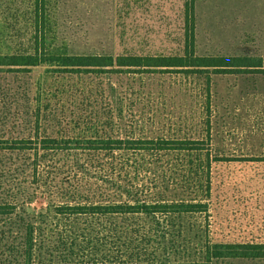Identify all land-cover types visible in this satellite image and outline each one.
Listing matches in <instances>:
<instances>
[{"label": "rangeland", "instance_id": "obj_1", "mask_svg": "<svg viewBox=\"0 0 264 264\" xmlns=\"http://www.w3.org/2000/svg\"><path fill=\"white\" fill-rule=\"evenodd\" d=\"M182 2L140 0L128 8L124 0H46L47 31L52 43L75 55L182 54ZM34 11L35 0H0V56L32 53ZM195 16L197 54L264 58V0H195ZM205 83L206 74L175 70L0 66V138L31 137L39 148L36 175L33 151L0 150V199L17 203L12 214L0 215V263L179 264L202 261L208 242L264 243V74L259 73L210 76L212 156L220 160L211 164L207 213H61L68 204L186 197L175 184L201 198L204 180L196 169L203 157L182 153L177 164L169 152L155 159L143 151L47 155L40 140L35 142L36 122L41 136L74 139L68 147L87 146L86 139L94 138H199ZM168 162L179 171H164ZM100 165L111 166L109 176L88 174ZM27 224L35 228L30 260L20 248ZM210 264H264V259Z\"/></svg>", "mask_w": 264, "mask_h": 264}, {"label": "trees", "instance_id": "obj_2", "mask_svg": "<svg viewBox=\"0 0 264 264\" xmlns=\"http://www.w3.org/2000/svg\"><path fill=\"white\" fill-rule=\"evenodd\" d=\"M125 6L128 8L131 3L140 0H124ZM46 0H35V30H34V47L32 53L0 56V66L22 67L29 68L44 63L54 64L60 70H92V72H105V70H123V69H138V70H175L180 73H203L206 74L205 87L202 89L204 94V107H205V120L203 122V133L199 138H177V139H129L110 137L107 139L94 138L86 139L87 146L75 145V147H68L66 143L74 141V139L53 138L47 135L41 136L38 133V122H36L37 133L36 141L40 140L42 149L45 154L53 155L52 152L58 154L64 150H87L89 152L113 154L115 151L124 152H145L153 159L156 158L157 153L166 152L173 153V159L177 164L182 160V153H197L203 157L200 163L201 167H196V171L203 177L204 183L201 185V198L195 199L187 189L175 184V188H181L187 191L186 197L173 196L161 197L159 201L149 202L135 199L134 203H92L90 205H74L68 204L64 211L61 213L66 214H79L87 213L89 215L107 214V213H144V214H188V213H207L208 202L205 200L211 194L210 178H211V164L212 161L220 160L212 156L211 145V125H210V76L212 74H232V73H259L264 74V58L260 56L249 55H199L196 51L195 43V0H183L182 2V20H183V41L184 48L182 54L176 55H119L113 57L112 55H97V54H82L75 55L68 53L66 48L56 46L51 42L53 34L47 31L46 25ZM115 66L118 69H115ZM109 68V69H108ZM104 70V71H101ZM172 72V71H168ZM27 117L29 114L27 112ZM37 118L39 115L36 116ZM14 137V138H0V150L10 152L31 150L34 152L35 159L33 160L32 170L34 175L37 174L39 163V148L38 145L33 146L34 139L29 137ZM76 140V139H75ZM64 143V144H63ZM138 144L133 146L132 144ZM63 144V145H62ZM141 145V146H139ZM44 159V156H40ZM78 159H76L77 161ZM75 161V162H76ZM11 166V165H10ZM141 165H137L140 168ZM82 168L86 170L83 164H77L75 168ZM111 167V166H110ZM106 169L104 165L98 166L94 174L100 178L108 175L110 169ZM174 164L169 163L166 165L165 170L173 173L179 171L173 169ZM11 168V167H9ZM60 168L67 170V167L60 166ZM135 169V170H136ZM78 169H76L77 171ZM193 167L187 173L192 172ZM109 176V175H108ZM113 178H106L112 180ZM16 201L12 199H0V215H10L16 210ZM34 225L27 224L23 228L22 240L20 241V248L25 260L33 258L34 252ZM10 232V231H9ZM11 233V232H10ZM12 235V234H11ZM204 256L202 261H192L179 264H210L213 259H264V243L263 242H226V243H213L209 242L204 245ZM173 262L164 261L160 264H172ZM0 264H14L12 262ZM43 264V263H40ZM92 264V263H82ZM108 264V263H100ZM126 264V263H121ZM130 264V263H129ZM137 264V263H131ZM145 264V263H140ZM154 264V263H146Z\"/></svg>", "mask_w": 264, "mask_h": 264}]
</instances>
